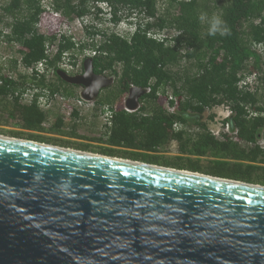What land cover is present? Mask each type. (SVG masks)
Masks as SVG:
<instances>
[{
    "label": "trees",
    "instance_id": "1",
    "mask_svg": "<svg viewBox=\"0 0 264 264\" xmlns=\"http://www.w3.org/2000/svg\"><path fill=\"white\" fill-rule=\"evenodd\" d=\"M99 1L114 25L136 16L135 30L121 35L100 26ZM51 6L64 22L90 14L99 26L87 25L77 40L57 36L39 30V0H0V133L264 185V56L257 48L264 43V0H51ZM201 14L221 17L230 35L209 36ZM88 48L96 51L93 71L114 79L86 107L76 103L81 86L57 70L63 52L77 58ZM43 59L44 72L26 70ZM251 72L254 85L240 87ZM132 86L148 91L130 111L124 100ZM218 105L232 111L221 137L207 126ZM105 108L112 111L108 123Z\"/></svg>",
    "mask_w": 264,
    "mask_h": 264
},
{
    "label": "water",
    "instance_id": "2",
    "mask_svg": "<svg viewBox=\"0 0 264 264\" xmlns=\"http://www.w3.org/2000/svg\"><path fill=\"white\" fill-rule=\"evenodd\" d=\"M0 264H264V185L0 134Z\"/></svg>",
    "mask_w": 264,
    "mask_h": 264
},
{
    "label": "built area",
    "instance_id": "3",
    "mask_svg": "<svg viewBox=\"0 0 264 264\" xmlns=\"http://www.w3.org/2000/svg\"><path fill=\"white\" fill-rule=\"evenodd\" d=\"M39 3L42 7L41 17L38 22V28L42 32H55L57 36L62 34L71 36L73 40H77L82 37L83 29L89 24L95 23L93 21L92 16L85 15L81 17H76L72 20V22H64L62 21V17L60 13L53 9L51 6V0H39ZM97 5L102 9V13L100 14L103 19V24L100 23V26L110 29L113 28L117 34L124 35L126 33H130L135 30L136 25V16H131L129 19H122L117 25H114L110 22V12L109 7L106 2L99 1ZM98 25L97 23H95ZM99 26V25H98ZM157 37L163 38L164 34L157 35ZM259 52L264 56V43H260L257 45ZM54 50V47L51 46L47 49V51ZM96 54V51L92 48L85 49L77 58H73L71 53L65 51L62 53L61 60L59 62V69L65 71L69 74H80L83 71V61L86 58H91ZM46 65L45 60H40L32 65L28 66L26 70L28 72H36L42 73L45 71ZM256 81V73L251 72L245 74L239 80V86H247L251 87L254 85ZM173 97L171 95L168 96V102L165 103V107L171 111L174 109L173 105L169 103ZM41 105H46V100L43 98H39ZM76 103L78 105H83L89 107L92 105V101H86L83 99H77ZM112 111L105 108L102 114V119L105 123H108L111 118ZM232 111L228 105H218L213 108V118L208 121V129L216 137H221V135L229 130V121ZM216 126L213 128V126ZM259 143L264 146V139L259 140Z\"/></svg>",
    "mask_w": 264,
    "mask_h": 264
},
{
    "label": "clouds",
    "instance_id": "4",
    "mask_svg": "<svg viewBox=\"0 0 264 264\" xmlns=\"http://www.w3.org/2000/svg\"><path fill=\"white\" fill-rule=\"evenodd\" d=\"M200 20L202 23H207V34L209 36H215L219 34L220 36L230 35V29L226 25V22L219 16L207 14H201Z\"/></svg>",
    "mask_w": 264,
    "mask_h": 264
},
{
    "label": "flooded vegetation",
    "instance_id": "5",
    "mask_svg": "<svg viewBox=\"0 0 264 264\" xmlns=\"http://www.w3.org/2000/svg\"><path fill=\"white\" fill-rule=\"evenodd\" d=\"M106 76V75H105ZM134 93L133 92H131V91H129L128 92V94H127V96H126V98H125V100H128L127 102H130V104H132V102H133V99H134ZM124 100V101H125Z\"/></svg>",
    "mask_w": 264,
    "mask_h": 264
},
{
    "label": "rangeland",
    "instance_id": "6",
    "mask_svg": "<svg viewBox=\"0 0 264 264\" xmlns=\"http://www.w3.org/2000/svg\"><path fill=\"white\" fill-rule=\"evenodd\" d=\"M211 112H213V109L211 110ZM207 124H208V121H207ZM213 126V124H212ZM216 126H213V128H215ZM3 129H8V128H11L10 126H6V127H1ZM0 134H3V135H6V136H11V135H8V134H4V133H0Z\"/></svg>",
    "mask_w": 264,
    "mask_h": 264
},
{
    "label": "crops",
    "instance_id": "7",
    "mask_svg": "<svg viewBox=\"0 0 264 264\" xmlns=\"http://www.w3.org/2000/svg\"><path fill=\"white\" fill-rule=\"evenodd\" d=\"M260 139H264V131L260 134Z\"/></svg>",
    "mask_w": 264,
    "mask_h": 264
},
{
    "label": "bare ground",
    "instance_id": "8",
    "mask_svg": "<svg viewBox=\"0 0 264 264\" xmlns=\"http://www.w3.org/2000/svg\"><path fill=\"white\" fill-rule=\"evenodd\" d=\"M95 86H96V83H94V84H93V87H92V89H93Z\"/></svg>",
    "mask_w": 264,
    "mask_h": 264
}]
</instances>
